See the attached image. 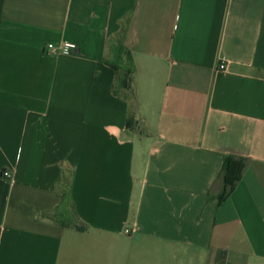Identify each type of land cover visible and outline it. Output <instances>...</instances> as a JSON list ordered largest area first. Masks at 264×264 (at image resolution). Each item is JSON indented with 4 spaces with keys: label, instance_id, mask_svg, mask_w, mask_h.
Wrapping results in <instances>:
<instances>
[{
    "label": "crops",
    "instance_id": "obj_1",
    "mask_svg": "<svg viewBox=\"0 0 264 264\" xmlns=\"http://www.w3.org/2000/svg\"><path fill=\"white\" fill-rule=\"evenodd\" d=\"M0 264H264V0H0Z\"/></svg>",
    "mask_w": 264,
    "mask_h": 264
},
{
    "label": "trees",
    "instance_id": "obj_2",
    "mask_svg": "<svg viewBox=\"0 0 264 264\" xmlns=\"http://www.w3.org/2000/svg\"><path fill=\"white\" fill-rule=\"evenodd\" d=\"M123 31L122 28L118 34L108 40L104 61L114 70L113 93L130 100L131 95L129 91H132L134 65L131 53L123 42ZM243 165L244 162L240 158L232 156L224 158L221 169L223 190L218 197L219 202L223 201L232 191ZM70 174L65 170L62 171L60 181L56 185L60 202L49 219L65 227L72 226L83 230L84 226L76 223L75 212L68 198L71 186Z\"/></svg>",
    "mask_w": 264,
    "mask_h": 264
},
{
    "label": "built area",
    "instance_id": "obj_3",
    "mask_svg": "<svg viewBox=\"0 0 264 264\" xmlns=\"http://www.w3.org/2000/svg\"><path fill=\"white\" fill-rule=\"evenodd\" d=\"M75 51H77L76 43L68 39H64L60 42L55 43L49 42L44 46V52L46 55L49 56H56L59 54H70L74 53ZM218 68H225V62L220 61L218 63ZM125 231H127V229Z\"/></svg>",
    "mask_w": 264,
    "mask_h": 264
},
{
    "label": "rangeland",
    "instance_id": "obj_4",
    "mask_svg": "<svg viewBox=\"0 0 264 264\" xmlns=\"http://www.w3.org/2000/svg\"><path fill=\"white\" fill-rule=\"evenodd\" d=\"M129 93H130V95H131V99H130V101H131L132 104H134V98H133L134 95H133V92H132V91H129ZM67 173H70V170H69V169L67 170Z\"/></svg>",
    "mask_w": 264,
    "mask_h": 264
}]
</instances>
